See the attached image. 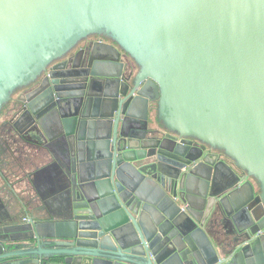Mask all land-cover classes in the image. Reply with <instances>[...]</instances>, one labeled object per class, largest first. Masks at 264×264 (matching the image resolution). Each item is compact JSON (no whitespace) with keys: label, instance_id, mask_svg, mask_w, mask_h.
Returning a JSON list of instances; mask_svg holds the SVG:
<instances>
[{"label":"water","instance_id":"obj_1","mask_svg":"<svg viewBox=\"0 0 264 264\" xmlns=\"http://www.w3.org/2000/svg\"><path fill=\"white\" fill-rule=\"evenodd\" d=\"M21 90L59 206L0 195V264H264V0H0Z\"/></svg>","mask_w":264,"mask_h":264},{"label":"crops","instance_id":"obj_2","mask_svg":"<svg viewBox=\"0 0 264 264\" xmlns=\"http://www.w3.org/2000/svg\"><path fill=\"white\" fill-rule=\"evenodd\" d=\"M15 148L13 149L15 158L19 159L18 162L23 169L20 168L25 175H28L27 173L31 174L32 172H35L48 162V160H37L34 155L28 159L26 158L27 156L25 153L16 152ZM18 171L19 170H16V168L10 170L7 167H2L0 169V195L4 197L5 202H7L6 206L11 209L12 214L16 211L13 208L16 207L19 209L27 207L30 210V213L31 210L33 211V213H31L32 215L35 214V208L39 206L44 207L45 209L58 208L57 206L59 205L56 204V201L54 200L55 195L52 193L51 189L49 187H42L45 181L44 176H38V178L33 179L25 177V179L19 181ZM48 179L49 177L46 179V183L50 184ZM36 184L37 186L39 185L40 188L42 187L41 191L45 196L44 199L41 198L40 190H38ZM3 190H5V192H2Z\"/></svg>","mask_w":264,"mask_h":264},{"label":"flooded vegetation","instance_id":"obj_3","mask_svg":"<svg viewBox=\"0 0 264 264\" xmlns=\"http://www.w3.org/2000/svg\"><path fill=\"white\" fill-rule=\"evenodd\" d=\"M92 37H90L91 39ZM98 38V36L93 37V39ZM104 38V37H103ZM83 42V40L81 41ZM24 90H21L18 93L13 94L11 102L8 104V109L6 110V112H4L2 114L3 117L0 118V169L3 167H7L8 169H15L19 170L18 171V177H19V181H22L23 179L28 178V175H25L21 168H20V163L18 162L19 159L15 158V155L10 154L6 149H5V143L4 141L9 140L10 138L12 140L17 139L16 134L13 133L9 127V122L10 119L13 117V115L16 113V111L18 109H20L22 102L21 100L18 99L19 95L21 92H23ZM19 140V139H18ZM10 142V141H9ZM30 147H33L32 144L30 143L29 149ZM32 150L33 148H31L30 150H28V153L26 154V158H30L32 156ZM16 152H22L21 150H19V148L16 150ZM15 152V153H16ZM28 181V179H27ZM29 184V181H28ZM41 207V206H39ZM35 208V212H36ZM31 213H33V211L31 210Z\"/></svg>","mask_w":264,"mask_h":264},{"label":"rangeland","instance_id":"obj_4","mask_svg":"<svg viewBox=\"0 0 264 264\" xmlns=\"http://www.w3.org/2000/svg\"><path fill=\"white\" fill-rule=\"evenodd\" d=\"M10 102H11V100H10L9 102H7V104H5V106H4V108L2 109V111H0V118L3 117L2 114H3L4 112H6V110L8 109V104H9ZM16 150H17V148H16Z\"/></svg>","mask_w":264,"mask_h":264}]
</instances>
